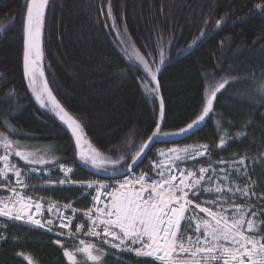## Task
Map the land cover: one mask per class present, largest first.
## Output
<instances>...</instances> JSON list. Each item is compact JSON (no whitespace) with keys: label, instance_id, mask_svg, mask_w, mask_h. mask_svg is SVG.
Returning <instances> with one entry per match:
<instances>
[{"label":"trees","instance_id":"trees-1","mask_svg":"<svg viewBox=\"0 0 264 264\" xmlns=\"http://www.w3.org/2000/svg\"><path fill=\"white\" fill-rule=\"evenodd\" d=\"M25 3L26 0H0V130L8 131L10 138L18 141L48 144L57 164L75 165V179H106L79 161L70 130L40 107L28 86L23 64ZM110 3L115 28L107 14L109 0H50L42 37L45 79L65 109L81 120L95 148L115 158L122 146L145 140L158 119L160 97L165 105L162 130L178 131L198 113L209 87L207 79L236 76L239 80H230L214 102L215 113L220 116L210 114L179 141L150 145L135 170L145 167L154 174L151 161L158 147L193 142L207 144L208 152L194 161L180 163V167L198 170L201 166H217L218 161L235 155L259 157L264 151V102H252L246 93L252 83L249 74L257 80L264 74V11L255 8L264 0ZM217 20L223 21L219 27ZM121 29L124 34L117 35ZM201 30L204 37L190 47ZM125 36L142 54L151 53L150 62L158 64L160 53H164L158 73L159 96L145 91L142 66L125 58L120 44ZM217 119L221 120L219 126ZM221 127L230 137L224 148L217 147L224 135ZM12 161L33 167L17 157ZM34 167L42 174L47 171L60 175L55 165ZM248 173L256 181L257 195L264 192V160L249 162ZM9 179H13L11 174ZM37 191L61 200H75L83 208L90 206V196L81 187L44 186ZM212 198L203 194L197 202ZM0 237V264H29L28 258L36 264H67L63 250L53 243L56 237L45 230L0 217ZM105 251L106 264H138L134 254L109 252L107 246Z\"/></svg>","mask_w":264,"mask_h":264},{"label":"snow or ice","instance_id":"snow-or-ice-1","mask_svg":"<svg viewBox=\"0 0 264 264\" xmlns=\"http://www.w3.org/2000/svg\"><path fill=\"white\" fill-rule=\"evenodd\" d=\"M49 3L50 0H26L25 3L23 64L28 86L40 107L53 113L70 130L78 149L79 161L97 172L108 173L114 182H79L81 188L90 189L95 195L92 196V207L82 213L86 219L77 222L73 230V222L81 210L71 203L62 207L48 203L49 216L45 217L44 204L40 199L34 200L23 194V189L28 187L24 177L29 171H37L34 166H58L65 174L59 180L61 185L76 183L68 177L73 169L63 163L57 164L55 156L46 158L47 152L41 155L26 150V146L10 138L8 131H0V149L3 150V154H0V188L9 193L0 196V217L22 221L30 227L52 233L56 237L53 243L63 250L67 264H106L104 257L108 253L105 246L109 252L117 250L134 254L138 264H264V192L257 195L256 181L248 173L247 157L240 156L230 162L220 160L217 163L223 167L218 170L211 165L190 170L180 167V163L205 156L208 145L172 147L159 151V156L167 160V165H153L155 178L146 177L143 172L136 175L132 171L150 145L157 142L174 143L171 137L188 134L210 114L220 116L214 109L217 95L230 80L236 82L239 77L217 79L212 76L207 79L209 87L198 113L191 122L175 132L162 130L165 105L163 97H160L158 119L150 135L138 145L122 146L115 158L105 155L92 146L81 120L65 109L45 79L41 66L42 36ZM255 8L264 11V4L257 3ZM107 14L112 17V27H117L110 0ZM222 22L217 20V27ZM204 24L207 26L209 20L206 19ZM123 34V29L117 32V35ZM204 35V30H201L190 47L196 45ZM120 44L125 58L142 66L145 79L141 83L145 91L159 96L158 73L160 65L164 63V53H160L157 64L150 62L148 57L151 53L147 56L142 54L126 36ZM249 78L252 83L249 84L247 98L252 102H264V74L258 80L254 74H249ZM220 123L221 120L217 119L218 126ZM220 130L224 135L220 136L217 147L224 148L230 137L222 127ZM11 132L15 133L16 129L12 127ZM12 157L33 167L21 169L12 161ZM252 159L255 163L256 158ZM10 174L12 180L9 179ZM239 178H243L242 184L235 183V179ZM48 182L52 184L54 178L49 176ZM203 194L213 198L197 202ZM101 196L106 199L102 200ZM257 203L261 207L257 208ZM68 210H71L70 215L65 214ZM81 235L90 239H82ZM65 239L72 241L73 246H66ZM28 259L29 264H33L31 258Z\"/></svg>","mask_w":264,"mask_h":264},{"label":"built area","instance_id":"built-area-1","mask_svg":"<svg viewBox=\"0 0 264 264\" xmlns=\"http://www.w3.org/2000/svg\"><path fill=\"white\" fill-rule=\"evenodd\" d=\"M63 164H65L66 166L71 167L73 169V172L68 174V177L70 178V180L76 182L73 185L80 186L79 185L80 181H88V180H78V179L74 178L73 173L75 172L76 167H75V165L73 163H63ZM17 166L20 167L21 169H29L27 167H22L20 165H17ZM139 170H140L139 173L135 172V171L133 173L134 174L137 173L136 175L140 174L141 172H143L145 174L147 173V170H146L145 167H142ZM34 172H36V175L33 174ZM64 175L65 174L61 170H60V175H53L51 172H47V171H46L45 174H42L41 171H29L27 173V175H25V177H24V183L26 185H28V187L23 189V194L33 197L34 200L37 199V198L40 199V201L44 204V216L45 217L49 216V213L47 211L48 203H55V204H57V205H59L61 207L64 204L71 203L74 208L81 210L79 213H77V219L74 220V222H73L74 223L73 230H75V224L77 222H83V220L86 219V218H84L82 216L83 211H86L88 208L92 207V196H93V195H91L92 190H90V189H88V191L84 190L85 193L89 192L88 195L90 196V206H88L86 208L78 206L76 203H74L75 200H69V201L61 200V199H57V198H54V197L49 196V195H45V194L39 193L37 191V189L40 188V187H44V186H59V185H61V184H59V180L63 179ZM49 176L54 178V182L52 184H49V182H48ZM37 179H39V180H37ZM121 179H123V178H121ZM10 180H12V179H10ZM62 185H64V184H62ZM6 195H9V193H7L3 188H0V196H6ZM102 199L105 200L104 198H102ZM65 214L66 215H70L71 214V210L66 211ZM81 238H89V237L81 235Z\"/></svg>","mask_w":264,"mask_h":264},{"label":"rangeland","instance_id":"rangeland-1","mask_svg":"<svg viewBox=\"0 0 264 264\" xmlns=\"http://www.w3.org/2000/svg\"><path fill=\"white\" fill-rule=\"evenodd\" d=\"M43 37V36H42ZM125 37H123L122 38V40L124 39ZM42 60H43V57H42ZM1 131V130H0ZM11 138H13L14 140H17L18 141V139L17 138H14V137H11ZM19 142L22 144V145H24V146H26V150H29V151H35V152H38L39 154H41V155H44L46 152L48 153V156H46V158H48V159H50L52 156H55V158H56V155L55 154H53V152L50 150V147L48 146V144H46V143H42V142H24V141H21V140H19ZM89 142H90V140H89ZM91 143V142H90ZM92 144V143H91ZM205 143H203V142H193V143H185V144H174V145H170V146H160V147H158L157 149H156V155H155V157H154V159L151 161V164L152 165H154V164H163V165H167V160L166 159H164V158H161L160 156H159V151L161 150V149H164L165 151H167V149H169V148H172V147H178V148H184V147H186V146H200V145H204ZM92 146L93 147H95L93 144H92ZM240 156H245V157H247V160H246V163H247V165H248V163L249 162H252L253 161V157H255L256 158V162H261L262 160H264V159H262V157H264V151H262L261 152V154L259 155V157H256V156H252V155H250V154H243V155H235V156H232L231 158H229L228 160H225V161H232L233 159H238ZM214 168H216L217 170L220 168V167H223V165H217V166H213ZM183 168V167H182ZM146 170H147V168H146ZM191 170V169H190ZM140 172V170L139 171H137V170H133V172ZM137 174V173H136ZM147 175H146V177H152V178H155V175L152 173V172H150L149 170H147V173H146ZM139 175V174H138ZM121 178H124V177H121ZM90 180H99V181H102V182H109V183H113L114 181L113 180H111L110 178H106V179H99V178H92V179H90ZM235 183H241V179L240 180H236L235 181ZM73 184H75V183H65L64 185H59V186H76V185H73ZM77 187H80V186H77ZM85 191L87 190L88 191V189L87 188H83ZM86 194H89V192L87 193L86 192ZM91 195H95V193L92 191L91 192ZM102 198H104V199H106V197L105 196H101V199ZM103 200V199H102ZM75 203V202H74ZM200 215H204V214H200ZM18 222H21V223H24V222H22V221H18ZM25 224V223H24ZM43 230V229H42ZM46 231V230H45ZM82 239H85V240H88V239H90V238H82ZM95 239V238H94ZM66 241H64L65 243H68V247H72L73 246V244H72V241H70V240H67V239H65ZM32 262H33V264H36V262L34 261V260H32Z\"/></svg>","mask_w":264,"mask_h":264},{"label":"water","instance_id":"water-1","mask_svg":"<svg viewBox=\"0 0 264 264\" xmlns=\"http://www.w3.org/2000/svg\"><path fill=\"white\" fill-rule=\"evenodd\" d=\"M25 39H26V37H25ZM49 87H50V86H49ZM52 92H53V91H52ZM53 94H54V93H53ZM54 95H55V94H54ZM192 131H193V130H192ZM192 131L189 132V133L186 134V135L171 137L170 140H171V141H179V140H181V139L186 138L187 136H189V135L192 133ZM77 150H78V149H77ZM142 158H143V157H142ZM142 158H141L140 160L137 161V164L133 167L132 171L135 170V169L138 167V165L140 164ZM90 169H91L92 172L97 173V175H99V176H103V177H107V178H109V174H108V173H105V172H103V171L97 172V171H96L95 169H93V168H90Z\"/></svg>","mask_w":264,"mask_h":264}]
</instances>
